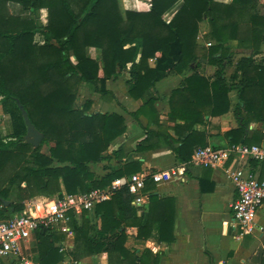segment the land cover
<instances>
[{
  "label": "trees",
  "instance_id": "1",
  "mask_svg": "<svg viewBox=\"0 0 264 264\" xmlns=\"http://www.w3.org/2000/svg\"><path fill=\"white\" fill-rule=\"evenodd\" d=\"M133 1L132 8L123 7L119 0H0V108L10 119L9 132L2 134L0 128V198L8 200L14 184L24 197H60L62 190L80 194L105 189L115 179L136 171L131 162L100 177L91 171V163L110 159L112 154L119 157L121 148L107 151L125 132L126 123L116 113L88 112L91 99L76 105L81 83L104 95L106 80L126 71L128 93L142 99L133 112L137 117L156 100L153 95L146 97L156 82L194 64L182 88L174 89L169 97L170 101L177 96L193 99L170 107L168 113L175 122L176 118L183 121L173 128L180 130L181 139L174 152L184 161L194 148L205 146L203 135L194 128L203 122L202 110L211 116L227 112L230 90L237 92L234 115L239 123L227 132L232 143L244 136L251 122H264V14L257 10L259 0ZM8 2L20 4L28 13L10 14ZM42 8L47 11L45 25L39 18ZM204 21L207 48L198 43ZM36 33L42 35L43 43L34 41ZM231 41L245 54L235 58ZM89 48L96 49L98 56L89 55ZM203 62L215 67L212 74L198 71ZM229 66L233 72L227 77ZM17 100L44 135L38 147L24 140L26 126ZM184 131L189 134L182 138ZM199 134L201 140L196 139ZM43 145L46 151L41 150ZM5 168H11L10 174L2 173ZM132 200L127 187L121 186L112 190L110 199L92 207L94 224L87 210L79 220L72 218L70 259L106 252L108 264H158V254L149 248L137 251L125 246L127 227L137 229L135 238L140 242L153 235L171 242L173 208H168V199L150 193L147 207L137 214ZM23 208L22 201H10L8 206L0 201V219ZM93 228L107 236L97 237L91 233ZM64 237L59 232L36 230L31 248L34 260L41 264L61 261L64 253L55 242ZM204 251L212 262L210 253Z\"/></svg>",
  "mask_w": 264,
  "mask_h": 264
},
{
  "label": "crops",
  "instance_id": "2",
  "mask_svg": "<svg viewBox=\"0 0 264 264\" xmlns=\"http://www.w3.org/2000/svg\"><path fill=\"white\" fill-rule=\"evenodd\" d=\"M119 1L123 7H135L133 0ZM220 1L229 2L230 0ZM7 9L10 14L15 16L28 13L15 2H8ZM44 10L46 9L42 8L40 12L42 13ZM40 15V22L45 25L47 19L43 20ZM205 31L206 29L205 27L202 29L201 23L199 36L200 34L204 35ZM199 39L198 43H200ZM34 41L39 44L43 43L42 35L36 33ZM150 63L152 64V60ZM193 68L194 64H191L190 68L182 73L170 75L156 82L154 89H150L146 93V97L153 95L156 100L151 106L145 108L143 114L137 117L133 115V112L142 105V99L133 98L128 93L126 84L128 73L126 71L106 80L107 93L104 95L94 93L89 86H81L84 101L86 99L92 101L90 107L94 110L93 112L116 113L122 116L126 123L125 132L117 137L107 151L108 154L112 150L121 148L119 157L112 154L110 159L91 163L89 167L99 177L128 162H131L136 168L134 173L145 174L148 177L153 173L168 172L167 178H161L157 182L148 178L142 191L144 202L134 204V206L138 209L137 214L143 213L147 207L150 193L156 194L160 199H168V208H173V240L171 242L159 241L153 235L144 242H140L135 238L137 232L135 227H127L126 231L127 241L132 239L136 244L142 246V248L137 247V251L149 248L152 253L158 254V264H263L254 256L264 249V202L256 214V222L263 227V230L255 234H240V231L235 227L231 209L236 191L227 178L224 168H245L254 176L261 178L264 174V162L241 159L233 154L228 158L224 167H199L191 163L195 148L191 157L185 161L176 157L174 152V148L180 144L181 139H179L180 130L173 126L177 122L183 124V121L176 118L175 122V119L168 116L170 107L189 104L188 101L191 103L193 99L190 95L188 98L187 96H177L170 101L169 97L174 89L182 88L180 85L183 79L193 72ZM214 70L213 65L205 62L201 63L198 68L199 72L206 75L212 74ZM225 72L227 77L230 76L233 67H226ZM228 97L230 106L227 112L211 116L202 110L203 122L195 124L194 128L203 135L205 141L203 145L219 148L239 143H261L264 137V122H251L245 128L244 136L237 143L231 142L232 137L227 135V132L239 127L234 115V106L238 101L236 90H230ZM188 134V131H184L182 138ZM201 134L197 136V140L202 139ZM245 139L247 142L244 141ZM125 176L128 175L125 174L122 177ZM61 194H65L64 190L61 191ZM87 216L93 217L92 209L88 210ZM80 217L81 213L73 215L71 220L72 218L79 220ZM69 226L71 232L69 234L59 232L65 237L55 242L56 246H63L61 252L64 253V258L56 264H108L106 252L82 257L76 261L71 260L68 255L74 242L71 221ZM96 234L97 237L102 238L107 236V233L102 231H98ZM127 241L126 243H129L131 240ZM32 243L33 237L27 243L26 251L34 260ZM204 250L212 256V262ZM0 264L19 263L6 257L0 258Z\"/></svg>",
  "mask_w": 264,
  "mask_h": 264
},
{
  "label": "built area",
  "instance_id": "3",
  "mask_svg": "<svg viewBox=\"0 0 264 264\" xmlns=\"http://www.w3.org/2000/svg\"><path fill=\"white\" fill-rule=\"evenodd\" d=\"M210 44V43H208ZM241 159L264 162V137L259 144H232L226 147H198L193 152L191 163L199 167H224L231 155ZM227 178L234 186L236 197L231 204L233 221L240 234H255L263 230L256 222L258 209L264 202V174L254 176L245 168L225 167ZM168 177V172L145 174L132 173L116 179L105 189L96 188L80 194H62L51 199L25 201L24 208L6 219L0 220V258H10L19 264H41L27 253V243L38 229H47L69 234L71 217L91 210L101 201L110 199L112 190L126 186L133 195L132 204L144 202L143 189L149 179L157 182ZM63 250V246H58Z\"/></svg>",
  "mask_w": 264,
  "mask_h": 264
},
{
  "label": "rangeland",
  "instance_id": "4",
  "mask_svg": "<svg viewBox=\"0 0 264 264\" xmlns=\"http://www.w3.org/2000/svg\"><path fill=\"white\" fill-rule=\"evenodd\" d=\"M257 10L261 13V14H264V0H259V3L257 4ZM40 17L43 18V20L47 19V12L46 10L42 11V13L40 12ZM205 27L206 31H207V23L204 21L202 22V29ZM205 31V32H206ZM204 35H201L198 37V39L200 40L199 44L200 46H203L204 48H207L208 43H206V41L204 40ZM236 42L235 41H231L229 43L230 45V48L232 51H234L236 54H235V58L239 57L241 54H245V51L242 50V49H239L235 46ZM200 52V51H199ZM88 53L93 56V57H97L98 56V51H96L95 49L91 48L89 49ZM205 72V71H204ZM81 86H89L88 84H83L81 83L79 85V91H78V95H77V98H76V105L80 106L83 101H84V97L82 96V88ZM94 110L91 109V107L89 108L88 112H93ZM0 128L2 130V134H6L7 132L10 131V119L8 117V115L6 114H3L2 111H1V108H0ZM41 150L42 151H46V146L43 145L41 147ZM11 172V168H5L4 171L2 173H7L10 174ZM21 186H25V182L21 183ZM9 194H8V200L11 201V202H25V201H29V200H32V201H39V200H47V199H51L53 198L54 196L53 195H44V194H34V196H31V197H24L22 194H20L18 188H17V185L14 184L13 187L9 190ZM6 213H9V210L8 212ZM10 215V214H9ZM91 216V215H90ZM91 220V222L94 224L96 222V220L94 219V217H91L89 218ZM95 232V228H93L91 230V233L93 234ZM131 240V241H130ZM130 241V242H129ZM129 243H126V247L130 248V249H136L137 247L139 248H142L141 245H138L136 244V242H134L132 239H128ZM152 252V251H151ZM263 253V249H261V252H258L257 255L254 256V258H256L257 260H260L262 261V263L264 264V255H262ZM107 261H108V258H107Z\"/></svg>",
  "mask_w": 264,
  "mask_h": 264
},
{
  "label": "water",
  "instance_id": "5",
  "mask_svg": "<svg viewBox=\"0 0 264 264\" xmlns=\"http://www.w3.org/2000/svg\"><path fill=\"white\" fill-rule=\"evenodd\" d=\"M17 102V106L21 112V115L24 119V123L26 126V134L24 135V140L31 144L33 147H38L41 143V141L43 140V133L39 132L34 124L30 121V118L25 110V108L23 107V105L20 103L19 100L16 101ZM0 201L5 205L8 206L10 204L9 200H5L3 198H0Z\"/></svg>",
  "mask_w": 264,
  "mask_h": 264
},
{
  "label": "clouds",
  "instance_id": "6",
  "mask_svg": "<svg viewBox=\"0 0 264 264\" xmlns=\"http://www.w3.org/2000/svg\"><path fill=\"white\" fill-rule=\"evenodd\" d=\"M147 7V6H146ZM155 251V249H153Z\"/></svg>",
  "mask_w": 264,
  "mask_h": 264
}]
</instances>
